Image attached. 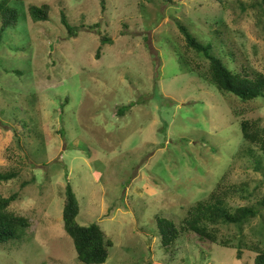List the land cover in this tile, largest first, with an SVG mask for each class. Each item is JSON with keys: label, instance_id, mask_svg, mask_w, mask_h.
I'll use <instances>...</instances> for the list:
<instances>
[{"label": "rangeland", "instance_id": "rangeland-1", "mask_svg": "<svg viewBox=\"0 0 264 264\" xmlns=\"http://www.w3.org/2000/svg\"><path fill=\"white\" fill-rule=\"evenodd\" d=\"M5 1L20 18L1 32L0 15V172L19 176L0 197L18 193L9 211L31 226L0 246V264H83L64 229L68 184L78 223L113 242L105 264H254L190 232L165 254L157 219L180 225L219 186L232 209L260 208L243 233L222 236L262 237L264 152L241 122L264 129V98L221 93L180 31L211 43L233 72L264 75L262 0ZM44 5L50 20L33 22L30 8Z\"/></svg>", "mask_w": 264, "mask_h": 264}, {"label": "trees", "instance_id": "trees-1", "mask_svg": "<svg viewBox=\"0 0 264 264\" xmlns=\"http://www.w3.org/2000/svg\"><path fill=\"white\" fill-rule=\"evenodd\" d=\"M218 1L222 2L223 0ZM259 7L261 8L260 15L262 17L264 15V0H262V4ZM0 15L2 18L1 32L17 26L19 23V13L16 9L9 6L8 1L2 0L0 2ZM30 17L35 23L48 22L50 20L49 6L31 7ZM62 23L71 36L76 35L77 30L70 25L65 15L62 16ZM180 31L186 39L187 46L208 60L210 65V81L221 93L231 94L243 102H251L264 98L263 74H256L252 77L248 74L242 75L233 72L215 54V49L211 43H202L182 25L180 26ZM102 42L105 44L106 39H103ZM99 52L96 55L97 59L101 58ZM182 58L185 60L184 57ZM184 62L189 66L191 72L194 73L189 63L186 60ZM18 124L22 126V123L19 122L16 125L17 127ZM241 130L243 138L247 143L249 142L250 146L255 144L264 152V129H256L255 124L243 121L241 122ZM13 131L18 133L17 129H13ZM19 142L18 140V144ZM247 153L253 155V148H245L243 154ZM261 165L259 163L256 169L260 170ZM18 176V173L15 172H0V184L9 183L18 178ZM27 185L24 183L22 187L25 188ZM219 188L218 186V189L207 200H203L193 206L180 225H177L173 220L158 216L157 224L164 253L170 256L173 255V247L176 246L181 237L190 232L195 234L200 242L236 249V258L240 262L248 260L247 256L249 255L250 258H253L254 264H264V223L261 225L259 231L262 237L253 244L243 243L244 241L241 238L239 239V236L234 237L233 234L231 238L222 236L221 232L222 227H235L239 233H243V228L259 216L260 208L256 206H244L232 209L227 203L228 195H224V192L221 193ZM18 199V193L8 198L0 197V246L21 238L24 232L31 226L26 218L9 211L11 205ZM258 205L260 207L264 206V198ZM79 214L80 206L78 200L73 187L68 184L65 190L63 222L66 233L73 240L77 258L83 264H105L109 259L113 242L106 237L105 232L99 225H80L77 221ZM237 242L240 247L235 246Z\"/></svg>", "mask_w": 264, "mask_h": 264}]
</instances>
